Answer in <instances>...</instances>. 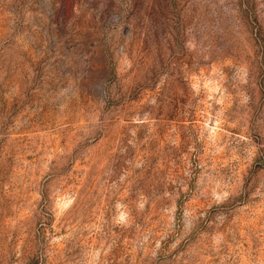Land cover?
<instances>
[{
    "label": "rangeland",
    "instance_id": "374dc122",
    "mask_svg": "<svg viewBox=\"0 0 264 264\" xmlns=\"http://www.w3.org/2000/svg\"><path fill=\"white\" fill-rule=\"evenodd\" d=\"M0 264H264V0H0Z\"/></svg>",
    "mask_w": 264,
    "mask_h": 264
}]
</instances>
